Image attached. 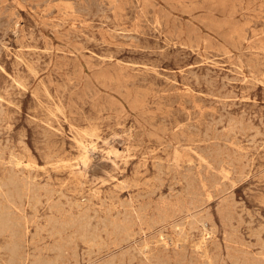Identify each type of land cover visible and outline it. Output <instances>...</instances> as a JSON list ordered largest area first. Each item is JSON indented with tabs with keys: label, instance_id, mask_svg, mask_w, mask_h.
I'll return each mask as SVG.
<instances>
[{
	"label": "rangeland",
	"instance_id": "rangeland-1",
	"mask_svg": "<svg viewBox=\"0 0 264 264\" xmlns=\"http://www.w3.org/2000/svg\"><path fill=\"white\" fill-rule=\"evenodd\" d=\"M263 148L264 0H0V264H264Z\"/></svg>",
	"mask_w": 264,
	"mask_h": 264
},
{
	"label": "bare ground",
	"instance_id": "bare-ground-1",
	"mask_svg": "<svg viewBox=\"0 0 264 264\" xmlns=\"http://www.w3.org/2000/svg\"><path fill=\"white\" fill-rule=\"evenodd\" d=\"M80 9V8H79ZM8 22V21H7ZM32 36V35H31ZM32 38V37H31ZM20 46V45H19ZM16 48V47H15ZM26 58V57H25ZM40 59V58H39ZM20 62V61H19ZM21 64V63H20ZM34 71V70H33ZM212 79V78H211ZM43 81V80H42ZM25 84V83H24ZM44 84V83H43ZM45 94V93H44ZM50 96V95H49ZM189 101V100H188ZM223 104V103H222ZM236 105V104H235ZM57 109V108H56ZM52 110V109H51ZM53 113V112H52ZM50 115V114H49ZM56 116V115H55ZM94 119V118H93ZM41 120V119H40ZM94 121V120H93ZM44 123V122H43ZM76 123V122H75ZM90 123V122H89ZM211 123V122H210ZM252 124V123H251ZM78 129V128H77ZM73 130V129H72ZM81 130V129H80ZM47 132V131H46ZM52 132V131H51ZM204 133V132H203ZM55 135V134H54ZM263 135V134H261ZM75 136V135H74ZM46 137V136H45ZM78 139V138H77ZM106 140V139H105ZM263 141V140H262ZM79 142V141H78ZM64 144V143H63ZM49 145V144H48ZM54 145V144H53ZM61 145V144H60ZM24 147V146H23ZM264 149V148H263ZM86 150V149H85ZM118 150L114 149V154L117 153ZM235 154V153H234ZM56 155V154H55ZM53 156V155H52ZM59 156V155H58ZM77 156V155H76ZM79 158V157H78ZM85 158V156L83 157ZM15 159V158H14ZM116 159V158H115ZM10 160V159H9ZM34 160V159H33ZM32 160V161H33ZM88 160V159H87ZM20 161V160H19ZM75 161V159H74ZM29 162V161H27ZM52 162V161H51ZM54 162V161H53ZM44 163V162H43ZM220 163V162H219ZM45 165V163H44ZM25 166V165H24ZM61 166V165H60ZM155 166V165H154ZM73 167V166H72ZM74 169V168H73ZM58 170V169H57ZM116 171V170H115ZM37 172V171H36ZM71 172V171H70ZM248 172V171H247ZM61 173V172H60ZM244 173V172H243ZM71 174V173H70ZM159 174V173H158ZM178 175V174H177ZM97 180V179H96ZM177 183V182H176ZM187 183V182H186ZM48 184V183H47ZM63 184V183H62ZM55 185V184H54ZM171 188V187H170ZM53 190V189H52ZM155 190V189H154ZM146 194V193H145ZM24 196V195H23ZM92 196V195H91ZM160 197V196H159ZM52 200V199H51ZM233 200V199H232ZM88 201V200H87ZM238 203V202H237ZM54 205V204H53ZM15 207V206H14ZM30 216V215H29ZM244 221V220H243ZM3 223H5V221H2ZM249 222V221H248ZM174 224V223H173ZM8 225V224H7ZM15 225V224H14ZM176 225V224H175ZM204 225V224H203ZM173 227V225H171ZM80 228V227H79ZM177 228V227H176ZM81 229V228H80ZM175 230V229H174ZM181 230V229H180ZM13 232V231H12ZM11 233V232H10ZM161 233V232H160ZM14 234V233H13ZM164 235V234H163ZM169 238V237H168ZM154 239V238H153ZM242 239V238H241ZM43 240V239H42ZM158 240V239H157ZM164 240V239H163ZM171 242V240H170ZM264 242V241H263ZM158 244V243H157ZM177 244V243H176ZM251 245V243L249 244ZM15 246V245H14ZM118 249V248H117ZM237 250V249H236ZM207 251V250H206ZM149 253V252H148ZM120 254V253H119ZM148 259V258H147ZM104 261V260H103ZM14 263V262H13ZM203 263V262H202ZM205 263V262H204ZM11 264V263H10Z\"/></svg>",
	"mask_w": 264,
	"mask_h": 264
}]
</instances>
